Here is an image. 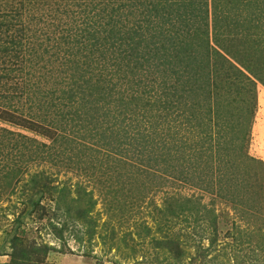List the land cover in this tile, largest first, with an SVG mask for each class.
Listing matches in <instances>:
<instances>
[{"label": "rangeland", "instance_id": "1", "mask_svg": "<svg viewBox=\"0 0 264 264\" xmlns=\"http://www.w3.org/2000/svg\"><path fill=\"white\" fill-rule=\"evenodd\" d=\"M122 1L125 2L0 0V22L12 27L10 30L4 27L2 40L25 41L21 36L24 34L38 48V42L49 36L57 37L60 33L74 36L77 27L82 22L85 25L84 19L92 16L106 24L103 19L109 20V14L121 5L122 10L113 14V18L122 19V24L116 25L127 38L122 49L131 51L132 32L128 30H138L134 37L141 42L134 53L135 65V59L131 66L123 63L119 72L117 66L97 68L93 62L86 72L90 60L81 58L84 64L74 78L64 75L72 61L66 64H62L65 58L54 61L50 53L39 47L44 59L34 61L35 67L26 62L24 73L11 71L10 77L3 80L0 95L6 94L7 86L12 94L26 88L28 71L40 75L48 68L54 71L46 78L47 90H58L60 85L68 90L70 83L85 93L99 79L111 86L135 78H141L145 87L140 92L147 90L143 92L145 99L139 110L128 105L135 110L132 117H128L132 112L127 104L112 101L107 104L106 116L97 115L101 118L99 124L86 125L87 121L83 126L82 117L72 120L76 118L74 110L84 116L91 105L86 109L70 105L81 101L70 103L60 96L61 92L52 106L49 98L34 89L25 95L17 92L23 98L16 96L7 100V104L0 103V108L10 113L20 111L12 121L7 114H0V264L12 263L14 238L19 239L22 249L39 248V254L33 255L32 262L25 260L26 264L34 261L36 264H264V0L259 3L262 8L257 9L256 19L249 15V22L242 25L217 22L221 15L214 14L215 7L208 0L204 48H179L185 55L178 58H173L176 50L161 52L154 58L145 55L148 50L144 45L150 41V35L139 33V24L146 26L141 20V13L146 11L144 0L133 1L134 5L127 0L126 7ZM108 2L112 5L103 12ZM228 8L225 1L218 5L220 12H227ZM232 11L231 16L236 10ZM175 18L173 24L180 29L176 37L180 38L190 19L187 16L183 23ZM103 51L105 48L100 52ZM118 53L110 51L99 61L109 63L107 60L118 57ZM9 60L0 52V69L6 75L7 69L15 66ZM154 61L168 64L160 72L151 69L150 63ZM61 74L66 80L58 84ZM86 79L92 80V86L82 91ZM229 79H238L245 90L238 92V85L234 84L229 88ZM181 86L185 93L177 91ZM175 91L177 96H172ZM143 103L148 105L143 107ZM108 128L107 148L114 152L110 155L98 144ZM213 130L220 137L211 135ZM142 136L150 137L144 149ZM55 138L60 147L51 159L40 148L44 143L53 144ZM82 144L88 147L79 152L77 147ZM201 144L208 154L202 155ZM119 145L123 147L122 153ZM186 145L192 146L187 149L190 155L184 158ZM152 148L156 155L162 154L158 163L149 160ZM139 150L146 154L140 157ZM67 156L72 159L76 156L78 165H72ZM47 176L49 179L41 181ZM48 185L52 188L41 194ZM80 185L82 193H77ZM59 188L84 197L78 203L79 208H86L87 202L94 203L91 215L97 226L88 228L83 223L80 225L83 233L74 232L70 226L64 237H59L53 225L63 227L62 209L69 204ZM192 206L198 209L189 212L187 207ZM198 212L200 219L196 223ZM213 229L218 241L211 245ZM167 241L175 243L173 250L167 247Z\"/></svg>", "mask_w": 264, "mask_h": 264}, {"label": "trees", "instance_id": "2", "mask_svg": "<svg viewBox=\"0 0 264 264\" xmlns=\"http://www.w3.org/2000/svg\"><path fill=\"white\" fill-rule=\"evenodd\" d=\"M126 1L127 0H125V2ZM128 1H131L130 4L132 5H134L135 3V2L132 3L135 0H128ZM221 1H225V4L228 5L229 8L227 12L225 11L220 12L218 10V5ZM260 1L261 0H211L212 4L215 7L214 14L216 15L218 12L219 15H221L220 17H218L217 22L226 21L228 24L233 23V24H241V25L243 23L249 22L248 20L249 15L252 20L256 19V14L258 12L257 9L262 8L259 5ZM125 2L122 1L121 3H124L123 5H125L126 4ZM143 2L145 3L144 9L146 11L141 13L143 14V16H141V20L145 21L146 26L144 27L143 24H139V28H140L139 33L144 31L146 35H150V41L149 40L148 42L146 41V44L144 45V48L148 50V52L145 55H147L148 57L154 58L155 57L154 55L159 56L161 52L169 53V51L176 50L173 54V58H178V57L185 55L184 51L178 50L179 48L186 49V50L188 47L194 48L195 46L198 48H204L203 47L205 45L204 42L207 41L206 40L207 34L205 35V32L207 30H205V27L208 26L207 25L208 24L207 22L208 21V0H179V1L177 0H147V2L144 0ZM111 3L112 2H108L104 6L103 12L107 11V9L111 7L112 5ZM124 7H126V5ZM122 8L123 6L119 5V7H116L115 10H113L112 14H109V17H110L109 20L103 19L106 21V24H101V21H102L101 18L92 16L89 19H84L85 25L82 26L83 25V22H82L81 26L77 27L78 29H76L74 36H71L70 34H66V33H60L59 36L57 37L49 36L46 38V41L41 40V42H38L39 47L44 48L43 52L50 53V56L51 58H54L53 59L54 61L64 59V58L65 60L62 61V64H66L67 62L69 63L70 61H72L71 62L72 64L69 66L70 67L69 70L64 73V75L66 76L69 75L72 78L76 76L77 73L75 72H77V70L81 67L80 65L84 64V62H80L83 58H86V61H88L89 59L91 63V64H88L86 72H89V69L92 67L93 62L97 64V68L102 67L104 65H111L113 67L117 66L116 68L119 70V72L123 70V67H120L123 63L125 65L131 66L132 65L131 63L135 59V63H134L135 65L137 62V59H136L137 57L135 58L134 53H137L139 46L141 45V42L139 41V39L136 40L134 37V33H138V30H135V29L128 30V32L129 31L132 32V37L131 36L129 37L131 38L130 42L134 44V46H132L133 44L132 45L130 44L131 51H128L127 48L126 50L122 49V42L126 44L127 38H125L124 36L120 34V31L118 27L116 26L117 24L121 23L122 19L115 20L113 18L114 16L113 14L119 13L122 10ZM232 10H236L233 16H231L232 13L234 12ZM130 12H125V13L126 15H128L130 14ZM187 16L190 19L189 23H185L188 25L186 28L187 31L185 32L183 36L178 38V36L176 37V34L179 33L180 29L175 28L176 26H174L173 24L174 20L172 19L176 17L175 20H180L181 22L184 23L185 20L183 19H186ZM111 18L113 19V21L111 20ZM105 25H107V27L104 30H100ZM4 27L9 28L6 30H10V28H12L10 23L7 24L6 22H3V23L0 22V35ZM176 29H178V31ZM21 36L23 37V40L25 41L15 40L11 38L2 40L0 36V52L2 53V55L4 54L5 58L10 59L9 61H11L12 64L15 65L14 67L7 69L8 71L7 75L6 73H4L2 69H0V91L3 90L1 89L3 85V80L5 79V77H10L9 75L11 71L18 70L19 72L24 73L26 66L29 62L33 64V67H35V64L37 63H35L34 61H40L44 59L43 54L40 53L39 47L38 48L35 47V42L33 43L29 42L31 40V37L29 38L27 37V35H24V34H21ZM183 37L186 38V41L183 39ZM155 39H160V41L163 39V41L161 43L152 42ZM103 48H105V51L100 52ZM110 51H119L118 53L119 56L114 57V59L112 60H107L109 63L107 62L102 63L103 61L100 62L99 57H102V58L106 57ZM69 55H73V57L69 58ZM183 58H186V57L184 56ZM186 59L187 61L189 60L188 57ZM26 62L28 63L26 64ZM218 62H219V59H216V63ZM167 64L168 63H165V64L156 63L154 61L150 63V67L152 70H160V72H162L161 69ZM44 66L46 67V65ZM115 70L112 71L111 77H113V75L115 74ZM134 70L135 68H133L131 72L135 76L136 72ZM51 71H54V70H52L51 68H48L45 73L40 72V75H36L33 72L28 71V74H29L28 81L29 82L28 83L26 82V88H22L21 91L16 90L14 92L15 94H12L11 88L7 86L6 94L0 95V97L4 99L0 103L7 104V100H13L16 96L23 98V96H20L17 92H21L22 95H25V93L28 94L31 89H34L35 91H40L44 97L49 98V100H51L50 105L52 106L54 104V100L59 98L57 96L58 93L61 92L60 96L65 99L68 98L70 103L76 101L77 99H80L79 101H81L80 103H73V104L69 103L70 105L77 104L79 105L81 109H86L89 105H91L90 109H88L84 113V116L80 115L78 110H74V113H75L74 115L76 116V118L72 120L75 121L76 119L82 117V119L80 120L83 121V124H82L83 126L87 123V121H88V124L86 125H89V124L92 125L96 123L99 124V122H101V118L97 115H100V114H102V116L107 115V112H108L107 104L109 102L119 101V103L122 102L124 104H127L125 105L127 107H129L128 105H132L133 108H135L136 110H139L140 103H142V101H144L145 99V97H143V92L147 90L140 92L142 89L145 88L141 85L142 83L141 78L132 79L131 81H129V83H116L111 86H106V80H102V79H99L98 81L93 83V86H92L90 84L92 80L86 79L83 81V84H85V86H81L82 91L86 89L89 90L90 86H92V88L89 91H86L85 93H80L81 91L77 90L75 85H71L70 83L68 84V87H69L68 90L62 89L61 85L58 88V90H54V89L47 90L44 87H46L45 83H46V80H47L46 78L48 74L49 76H51V73H50ZM215 73H216L215 75H217L216 71ZM98 75L101 78H103L102 73ZM81 77H83V75ZM64 79L66 80V77L62 76L61 74L60 79L57 80L58 84H60L61 82L65 83ZM42 80H45L44 83H39ZM233 84L238 85V87H236L237 88L236 90L238 92H243L246 88L244 87L243 84L241 83L239 84L238 79L231 80V81L229 79V88L234 86ZM175 88L177 89V87ZM177 91L180 93H185L183 86L178 88ZM177 91H175V94L172 93V96L174 95L177 96ZM80 94H81V97H79ZM89 96H93V98L89 99L88 98ZM30 98L31 97L27 96V99L30 100ZM109 98H111V100L107 101ZM146 102H149L148 104L154 106L153 103H150L151 102L150 100ZM148 104L143 103L142 106L145 107ZM49 107L50 106L46 107L47 110L50 109ZM132 107L130 106L128 108V111L132 112L131 115L128 116L129 118L135 114V110ZM19 112H20L19 109H16V113L18 114ZM88 112H90L91 114H88ZM16 113L15 111L13 113H10L9 111L0 108V114H7V116L10 117V121H12V119H16L15 116H18ZM108 130L109 128L104 132L103 138L100 139L98 144L105 147L104 149L107 151L105 154L110 155L114 152L111 150H108L107 148L108 144L106 142L105 133ZM80 131L82 133L81 128H80ZM211 135L220 137V135L216 134L214 130L211 133ZM85 136L86 135L83 134L84 138ZM142 137H143L142 149H144V147H146V144H147V140H148L147 138H150V137L149 136H146V138L144 136ZM208 142L210 143V145H212V141H208ZM64 145H65L64 147H66L65 143ZM191 146L192 145H188L187 147L184 148L185 150L184 158L190 155V154H187V149L190 148ZM59 147L60 146H58V144L56 143V138H55V142L53 144L48 145L44 143L43 145H41L40 152L48 153L49 157H51L52 159L56 156V153ZM86 147L88 146L82 144V146L77 147V148H79L78 151L81 152ZM122 149L123 147L119 145L120 153H122ZM152 149H153V156H150L149 160H154L156 163H158L160 158H162V154L160 155L156 151V153L158 154L156 155L154 153L155 149L154 148ZM201 149L203 150L202 155H204L205 153L208 154V152L205 151V148L203 146ZM149 153H152V151L149 150ZM142 154L145 155L146 152H144L143 150H139L140 157L142 156ZM197 154H201V153L199 152ZM165 155H168V154H165ZM170 158H173L172 152H171ZM67 160L71 162L72 165L73 164L78 165L76 156L74 159H72L71 156H67ZM47 179H49L48 176L43 178L41 181H44ZM49 187H51V185L45 186V188H43L40 191V193L44 194L43 193L45 192L44 190H47ZM57 190L58 191L60 190V192H62L61 194L66 201L69 200L68 202L69 204L66 203V207L62 209V213H61V220L63 219L62 221L63 227L61 229H58L55 225H53V230L57 233L59 237L63 238L64 232L68 231L70 229V226H72V228L74 229V232L76 233L80 231L83 233L82 229L80 228V225L83 223H86L88 225V228H90L91 226H97L94 223L92 219V215H91L92 210L95 209V204L91 203L92 205H90L87 202L86 208H79L78 206L79 201L81 199H85L84 197H81L79 194H77V193H82L81 192L83 190L82 185L77 187L76 189L77 193L75 191H72V193L75 194V197L72 196V193L70 194L69 189L59 188ZM59 206H61V202H59ZM195 208L198 209V206L187 207L189 212L191 210H194ZM182 209L184 212L185 208H182ZM178 215L180 216V213ZM199 219H200V212L197 213V216L194 218V221L198 223ZM213 219L215 220L216 218H213ZM173 220L174 219H169V222H172ZM184 220L188 221V216H185ZM213 228L214 229L216 228L215 223L213 224ZM214 229H213V232H214ZM215 232H214V236L211 238V245H214L216 241H218V238L216 237L217 234ZM77 236L82 237V236H79L78 234ZM12 243H13L12 247L15 248V252L11 258V262H12L11 264H26L25 260L27 259H29L32 262L33 255H36L37 252L39 254L40 252L39 248L35 246L32 247L31 249L20 248L19 247L20 241L18 238H14L12 240ZM158 243L159 241L157 240V244ZM173 243L174 242L172 241H169V242L167 241L165 244H167L168 248H171L173 250ZM202 255L205 257L206 252L202 253ZM34 264H36L35 261H34Z\"/></svg>", "mask_w": 264, "mask_h": 264}]
</instances>
